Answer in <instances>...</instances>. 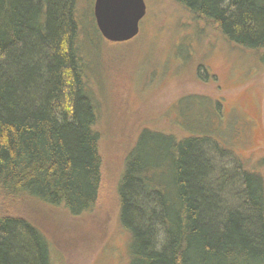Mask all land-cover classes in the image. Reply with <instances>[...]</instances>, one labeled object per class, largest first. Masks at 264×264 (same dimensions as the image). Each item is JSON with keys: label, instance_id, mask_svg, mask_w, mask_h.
<instances>
[{"label": "trees", "instance_id": "trees-1", "mask_svg": "<svg viewBox=\"0 0 264 264\" xmlns=\"http://www.w3.org/2000/svg\"><path fill=\"white\" fill-rule=\"evenodd\" d=\"M174 1L264 61V0ZM80 33L76 0H0V264H52V244L75 246L97 205ZM115 190L130 264H264L262 176L206 136L141 129Z\"/></svg>", "mask_w": 264, "mask_h": 264}, {"label": "rangeland", "instance_id": "rangeland-1", "mask_svg": "<svg viewBox=\"0 0 264 264\" xmlns=\"http://www.w3.org/2000/svg\"><path fill=\"white\" fill-rule=\"evenodd\" d=\"M144 1L138 34L109 42L97 30L94 0H76L103 179L95 209L75 229L80 241L54 242L52 264H130L131 236L119 219L115 188L143 128L177 138L206 136L257 171L264 184L262 52L229 43L174 0ZM167 175L161 171L157 177L163 181Z\"/></svg>", "mask_w": 264, "mask_h": 264}, {"label": "water", "instance_id": "water-1", "mask_svg": "<svg viewBox=\"0 0 264 264\" xmlns=\"http://www.w3.org/2000/svg\"><path fill=\"white\" fill-rule=\"evenodd\" d=\"M146 12L144 0H94L93 17L101 36L109 42H124L139 32Z\"/></svg>", "mask_w": 264, "mask_h": 264}]
</instances>
